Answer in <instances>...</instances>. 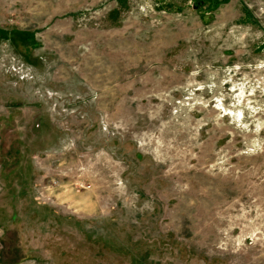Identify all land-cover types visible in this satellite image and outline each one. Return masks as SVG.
<instances>
[{
	"label": "rangeland",
	"instance_id": "1",
	"mask_svg": "<svg viewBox=\"0 0 264 264\" xmlns=\"http://www.w3.org/2000/svg\"><path fill=\"white\" fill-rule=\"evenodd\" d=\"M0 264H264V0H0Z\"/></svg>",
	"mask_w": 264,
	"mask_h": 264
}]
</instances>
